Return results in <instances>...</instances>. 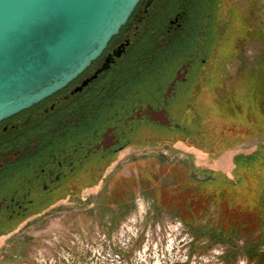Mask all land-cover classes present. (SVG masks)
<instances>
[{
	"label": "rangeland",
	"instance_id": "rangeland-1",
	"mask_svg": "<svg viewBox=\"0 0 264 264\" xmlns=\"http://www.w3.org/2000/svg\"><path fill=\"white\" fill-rule=\"evenodd\" d=\"M203 1L187 42L201 37L205 7L211 37L172 106L149 110L166 134L140 128V145L118 155L104 183L6 223L0 264H264V168L234 159L264 157V0ZM180 59L170 82L189 65ZM235 137L243 141L209 151ZM237 216L248 227H232Z\"/></svg>",
	"mask_w": 264,
	"mask_h": 264
},
{
	"label": "flooded vegetation",
	"instance_id": "flooded-vegetation-1",
	"mask_svg": "<svg viewBox=\"0 0 264 264\" xmlns=\"http://www.w3.org/2000/svg\"><path fill=\"white\" fill-rule=\"evenodd\" d=\"M203 2L140 0L78 77L0 121V235L9 231L2 228L9 221L41 215L45 205L71 200L93 182L104 183L118 155L140 145V128L166 134V120L155 119L149 110L166 113L177 89L188 82L200 48L189 46L187 38ZM176 55H186L189 65L170 82L166 60ZM174 82V90L166 93V85ZM240 217L234 224L248 227L250 219Z\"/></svg>",
	"mask_w": 264,
	"mask_h": 264
},
{
	"label": "water",
	"instance_id": "water-1",
	"mask_svg": "<svg viewBox=\"0 0 264 264\" xmlns=\"http://www.w3.org/2000/svg\"><path fill=\"white\" fill-rule=\"evenodd\" d=\"M140 0H0V121L66 87Z\"/></svg>",
	"mask_w": 264,
	"mask_h": 264
},
{
	"label": "trees",
	"instance_id": "trees-1",
	"mask_svg": "<svg viewBox=\"0 0 264 264\" xmlns=\"http://www.w3.org/2000/svg\"><path fill=\"white\" fill-rule=\"evenodd\" d=\"M205 7V6H204ZM206 8V7H205ZM205 8H204V10L202 11V13H201V15L202 16H204L205 17V19H207V20H210L211 21V19H213V15H212V12H211V14H210V11L211 10H209L210 8H207L206 10H205ZM196 14H198V20H199V14H200V12L198 11V12H196ZM205 19H203L202 20V22H201V26H200V28L197 30V35H199V36H201V37H199V38H197L198 40H197V42L196 41H194V44H197L198 46L200 45H202L200 48H201V50L203 51L204 50V48H205V44L207 43V40L206 39H210V37H211V35H209V33H212V28H210L209 27V24H210V21H207V20H205ZM212 22V21H211ZM202 23H206L207 25H204L203 26V24ZM209 35V36H208ZM201 41V42H200ZM197 53H198V55H200V49H197ZM181 59H180V56H170V59L169 60H166V69H171V68H173L174 67V64H175V62H177V61H180ZM179 67V66H178ZM171 79H173V77L171 78ZM235 107H232L231 109H234ZM233 112L235 113V111L233 110ZM236 114V113H235ZM246 122V121H245ZM185 124L184 123H178V126L177 125H175V124H173L172 123V127H178V128H185V130H187V128L184 126ZM233 125H237L236 127H238L239 126V124H237V123H234ZM243 127H245L246 128V124L244 123L243 125H242ZM250 128H252V127H250ZM234 129V128H233ZM199 138V137H198ZM239 137H235V139L234 138H232V139H229V140H224V142H223V144L222 145H217L215 148L214 147H212L209 151H211V152H215L214 154H218L219 152H221L223 149L225 150V149H227V148H231L232 146H234L235 144H238V141H242V140H239L238 139ZM200 139H203V138H200ZM225 141H227V142H225ZM245 157L244 159H248V161H245V162H243V164H244V168H246V169H249V168H251L253 165H252V163H254V164H256L255 163V161H257V163H259V164H261L262 165V167L264 168V157H258V155L256 154H254V153H250V154H245V155H243L242 156V154H238L236 157H234V159H236V162H237V158H239V157ZM242 164V163H241ZM237 165H239L238 164V162H237ZM236 165V166H237ZM243 166V165H242ZM214 174L215 175H220L221 176V174L220 173H218V172H214ZM221 178L223 179V180H227V178L225 177V176H221ZM215 179H217V177H215ZM210 180V179H209ZM218 181V180H217ZM237 179L235 180V182L237 183ZM232 227H234V228H239V227H242V225L241 226H239V224H234V225H232ZM234 228H232V230L231 229H228V230H226V231H223L222 230V232H229V234H233V232H234Z\"/></svg>",
	"mask_w": 264,
	"mask_h": 264
}]
</instances>
